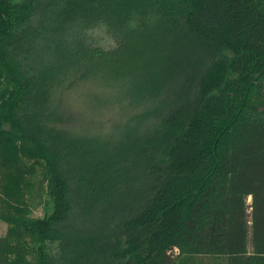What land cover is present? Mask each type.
<instances>
[{"label":"trees","instance_id":"1","mask_svg":"<svg viewBox=\"0 0 264 264\" xmlns=\"http://www.w3.org/2000/svg\"><path fill=\"white\" fill-rule=\"evenodd\" d=\"M0 72V186L25 204L26 157L46 195L0 264H264V0H0ZM103 82L119 132L61 104Z\"/></svg>","mask_w":264,"mask_h":264},{"label":"rangeland","instance_id":"2","mask_svg":"<svg viewBox=\"0 0 264 264\" xmlns=\"http://www.w3.org/2000/svg\"><path fill=\"white\" fill-rule=\"evenodd\" d=\"M87 34L94 45L108 48L113 44L109 35L100 27L90 29ZM11 89L12 85L4 79V75L0 72V99L7 95ZM128 89L130 91L129 87L108 85L104 82L99 87L94 85L79 87L64 95L61 104L67 107V110L82 127L89 128L94 125L97 128H106L105 130L109 133L119 132L125 128V125H128L129 121L133 123L129 108L135 104H128L126 98ZM22 160L27 173H22L21 191L16 200L20 202L23 199L25 204H18V202L7 199L5 194L7 186L5 183L0 186V239L7 238V241L16 238L13 235L10 236V225L4 216L12 214L19 206L24 209L25 214L31 217H40L46 210L43 167L38 161L29 160L26 157H23ZM247 203H251V197L247 198ZM10 205L15 207L10 208ZM23 241L29 244L33 242L26 238ZM26 255L27 259L31 256L29 253Z\"/></svg>","mask_w":264,"mask_h":264}]
</instances>
